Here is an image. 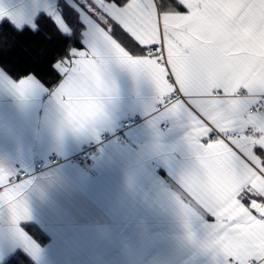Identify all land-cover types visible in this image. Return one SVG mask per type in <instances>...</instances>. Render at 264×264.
<instances>
[{
    "label": "snow or ice",
    "instance_id": "6c2138e0",
    "mask_svg": "<svg viewBox=\"0 0 264 264\" xmlns=\"http://www.w3.org/2000/svg\"><path fill=\"white\" fill-rule=\"evenodd\" d=\"M5 25L35 39L44 68L0 60V88L21 105L45 95L58 140L99 142L114 65L146 79L152 114L184 128L173 195L188 239L213 264H264V0H0ZM33 176L0 161V264L39 252Z\"/></svg>",
    "mask_w": 264,
    "mask_h": 264
},
{
    "label": "crops",
    "instance_id": "0c3cea01",
    "mask_svg": "<svg viewBox=\"0 0 264 264\" xmlns=\"http://www.w3.org/2000/svg\"><path fill=\"white\" fill-rule=\"evenodd\" d=\"M116 97L110 123L98 143L53 130V106L37 94L21 105L0 88V161L15 159L34 173L28 197L33 226L47 237L38 242L35 264H213L212 257L189 240L174 199L177 177L188 165L184 128L153 113V89L125 69L110 70ZM128 144L119 145L122 123ZM97 146L91 172L70 158L86 144ZM59 156L61 163L36 170L35 162ZM53 177H55L53 179ZM168 177V179H165ZM194 238L200 232L192 228ZM19 249H16V251Z\"/></svg>",
    "mask_w": 264,
    "mask_h": 264
},
{
    "label": "trees",
    "instance_id": "16d2710c",
    "mask_svg": "<svg viewBox=\"0 0 264 264\" xmlns=\"http://www.w3.org/2000/svg\"><path fill=\"white\" fill-rule=\"evenodd\" d=\"M0 60L13 64L21 70H43L44 62L41 58L40 49L34 38L27 35H18L5 25L3 31H0ZM171 181L168 177H165ZM173 187L177 185L171 181ZM33 238L42 246H46L48 237L36 226L31 227ZM9 264H35L24 256L20 250H17L9 257Z\"/></svg>",
    "mask_w": 264,
    "mask_h": 264
},
{
    "label": "built area",
    "instance_id": "2783aa9c",
    "mask_svg": "<svg viewBox=\"0 0 264 264\" xmlns=\"http://www.w3.org/2000/svg\"><path fill=\"white\" fill-rule=\"evenodd\" d=\"M130 126L135 128H140L142 126V123L140 120L133 118L131 120H127L122 123L121 129L116 132V138L119 142V145H121L122 147L128 144V137L124 133V130ZM96 155H97V146L94 143H89L86 144V146H84L77 154L73 155L70 158V160L84 171L91 172L93 166V160L96 157ZM52 161H54L55 163H51ZM60 163H61V159L59 158V156H52L47 160L46 159L36 160L35 166H36V170L41 171L46 166H57Z\"/></svg>",
    "mask_w": 264,
    "mask_h": 264
}]
</instances>
